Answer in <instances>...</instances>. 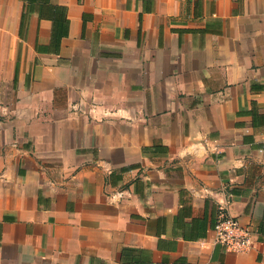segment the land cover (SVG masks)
<instances>
[{
	"label": "crops",
	"instance_id": "crops-1",
	"mask_svg": "<svg viewBox=\"0 0 264 264\" xmlns=\"http://www.w3.org/2000/svg\"><path fill=\"white\" fill-rule=\"evenodd\" d=\"M0 264H264V0H0Z\"/></svg>",
	"mask_w": 264,
	"mask_h": 264
},
{
	"label": "built area",
	"instance_id": "built-area-1",
	"mask_svg": "<svg viewBox=\"0 0 264 264\" xmlns=\"http://www.w3.org/2000/svg\"><path fill=\"white\" fill-rule=\"evenodd\" d=\"M230 196L232 197L233 194L230 193ZM213 231L216 242L221 244L227 252L242 254L256 249L255 232L243 225L226 209H222L219 213Z\"/></svg>",
	"mask_w": 264,
	"mask_h": 264
}]
</instances>
